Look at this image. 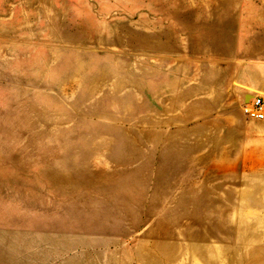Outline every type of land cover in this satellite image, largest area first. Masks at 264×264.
I'll list each match as a JSON object with an SVG mask.
<instances>
[{"label": "rangeland", "instance_id": "obj_1", "mask_svg": "<svg viewBox=\"0 0 264 264\" xmlns=\"http://www.w3.org/2000/svg\"><path fill=\"white\" fill-rule=\"evenodd\" d=\"M218 26L262 80L264 0H0L13 264H264V120L210 119L160 159L183 130L156 125L179 114L160 86L217 63ZM47 174L58 191L33 184Z\"/></svg>", "mask_w": 264, "mask_h": 264}, {"label": "crops", "instance_id": "obj_2", "mask_svg": "<svg viewBox=\"0 0 264 264\" xmlns=\"http://www.w3.org/2000/svg\"><path fill=\"white\" fill-rule=\"evenodd\" d=\"M216 37L218 48L215 50L217 57L215 65L204 66L201 76L193 81L189 71L184 72L182 76L176 75L174 71L172 78L168 79L164 86H160V90H165L169 95L167 111L179 112V114L168 116L166 120L156 125L183 127V130L179 129L168 134L167 150L163 151L164 156L160 159H168L169 162L173 160V163L186 160L188 152L180 149L181 142H205L206 135L201 134V128L206 127L210 119H214L210 124L222 126L223 120H228L231 112L242 113V105L250 101L253 96L260 95L264 98V76L262 80L257 79L253 62L245 60L241 62L233 57L234 37L229 34L224 36V31L219 26ZM223 42H226L225 46ZM210 61L215 60L211 59L207 62ZM255 91L258 94H255ZM187 128L188 134L182 136L181 132H187ZM186 136L193 138L188 140ZM192 157L200 159V152ZM202 157L205 158V154Z\"/></svg>", "mask_w": 264, "mask_h": 264}, {"label": "bare ground", "instance_id": "obj_3", "mask_svg": "<svg viewBox=\"0 0 264 264\" xmlns=\"http://www.w3.org/2000/svg\"><path fill=\"white\" fill-rule=\"evenodd\" d=\"M0 181L7 183V184L17 183V182L20 183L21 182L20 180H17L16 178L9 176L8 174H0ZM33 184H35L36 186H39V187H41V186L49 187L50 189H52L55 192L58 191L57 186H56L55 176H53L52 174H49V175L47 174L46 176L40 175L38 179L34 180ZM92 213H94V212H92ZM5 234H7V233L5 232L4 234H0V235H5ZM0 237H1V239H4L5 243L10 242L9 237H4V236H0ZM9 257H10V255L7 253V251L4 248L1 247V244H0V264H13V262L10 261Z\"/></svg>", "mask_w": 264, "mask_h": 264}, {"label": "built area", "instance_id": "obj_4", "mask_svg": "<svg viewBox=\"0 0 264 264\" xmlns=\"http://www.w3.org/2000/svg\"><path fill=\"white\" fill-rule=\"evenodd\" d=\"M241 110L242 114L249 120L264 119V98L260 95L253 96L250 101L242 105Z\"/></svg>", "mask_w": 264, "mask_h": 264}]
</instances>
